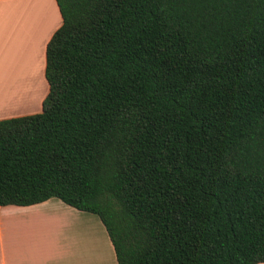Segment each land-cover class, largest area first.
I'll return each mask as SVG.
<instances>
[{
  "label": "trees",
  "instance_id": "trees-1",
  "mask_svg": "<svg viewBox=\"0 0 264 264\" xmlns=\"http://www.w3.org/2000/svg\"><path fill=\"white\" fill-rule=\"evenodd\" d=\"M54 1L0 207L93 214L116 264H264V0Z\"/></svg>",
  "mask_w": 264,
  "mask_h": 264
},
{
  "label": "crops",
  "instance_id": "crops-1",
  "mask_svg": "<svg viewBox=\"0 0 264 264\" xmlns=\"http://www.w3.org/2000/svg\"><path fill=\"white\" fill-rule=\"evenodd\" d=\"M60 24L54 0H0V97L4 92L15 97L9 96V105L0 108V120L40 112L48 89L45 45ZM30 89L32 98L26 97ZM81 214L55 198L1 206L0 264H116L106 232L97 223L86 245L73 230L50 229L53 220L73 223Z\"/></svg>",
  "mask_w": 264,
  "mask_h": 264
},
{
  "label": "rangeland",
  "instance_id": "rangeland-1",
  "mask_svg": "<svg viewBox=\"0 0 264 264\" xmlns=\"http://www.w3.org/2000/svg\"><path fill=\"white\" fill-rule=\"evenodd\" d=\"M9 96L14 97V94L4 92L1 95V97H0V108H5V106L9 105V100H10ZM26 97L32 98L31 89H30L29 93H27ZM82 213L83 214H81V216L77 217V219L74 220L73 223L71 220H68L71 222H68L67 220H61V219L53 220L49 223L50 229H58V230L66 229L68 234H69V230H73L75 232V233L73 232L74 236H76V238H78V240L81 241V244L86 245V242L89 241L90 236H92L91 234L93 231H92L91 227H95L94 226L95 223H97V227L101 231H103V233H104V228H103L102 224L100 223L99 219L97 218V216H95L93 214L86 213V212H82ZM85 220H88V222H86ZM14 224L16 225V222H14ZM12 227L14 228L15 226L10 225V228H12ZM92 244H95L94 240H93Z\"/></svg>",
  "mask_w": 264,
  "mask_h": 264
}]
</instances>
